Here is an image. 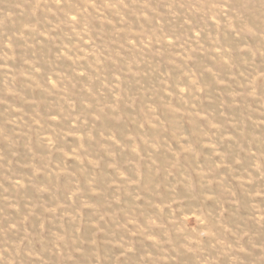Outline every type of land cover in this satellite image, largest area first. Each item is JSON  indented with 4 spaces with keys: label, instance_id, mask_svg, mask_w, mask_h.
Segmentation results:
<instances>
[{
    "label": "rangeland",
    "instance_id": "rangeland-1",
    "mask_svg": "<svg viewBox=\"0 0 264 264\" xmlns=\"http://www.w3.org/2000/svg\"><path fill=\"white\" fill-rule=\"evenodd\" d=\"M0 264H264V0H0Z\"/></svg>",
    "mask_w": 264,
    "mask_h": 264
}]
</instances>
